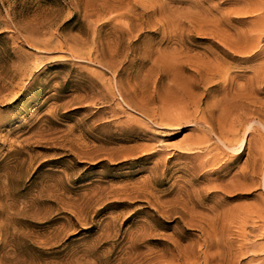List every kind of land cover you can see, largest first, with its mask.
<instances>
[{
  "label": "rangeland",
  "instance_id": "rangeland-1",
  "mask_svg": "<svg viewBox=\"0 0 264 264\" xmlns=\"http://www.w3.org/2000/svg\"><path fill=\"white\" fill-rule=\"evenodd\" d=\"M0 264H264V0H0Z\"/></svg>",
  "mask_w": 264,
  "mask_h": 264
},
{
  "label": "snow or ice",
  "instance_id": "snow-or-ice-1",
  "mask_svg": "<svg viewBox=\"0 0 264 264\" xmlns=\"http://www.w3.org/2000/svg\"><path fill=\"white\" fill-rule=\"evenodd\" d=\"M220 2V0H212V4H218Z\"/></svg>",
  "mask_w": 264,
  "mask_h": 264
}]
</instances>
